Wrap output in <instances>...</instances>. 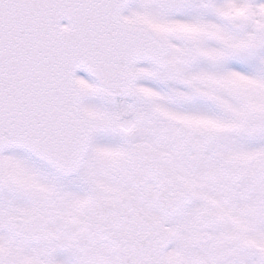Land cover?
<instances>
[{
	"label": "snow or ice",
	"instance_id": "1",
	"mask_svg": "<svg viewBox=\"0 0 264 264\" xmlns=\"http://www.w3.org/2000/svg\"><path fill=\"white\" fill-rule=\"evenodd\" d=\"M0 264H264V0H0Z\"/></svg>",
	"mask_w": 264,
	"mask_h": 264
}]
</instances>
